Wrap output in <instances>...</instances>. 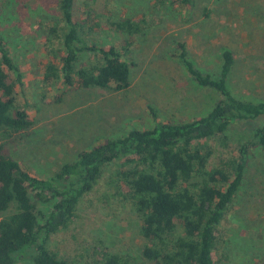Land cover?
<instances>
[{"label":"trees","instance_id":"obj_1","mask_svg":"<svg viewBox=\"0 0 264 264\" xmlns=\"http://www.w3.org/2000/svg\"><path fill=\"white\" fill-rule=\"evenodd\" d=\"M171 3L188 8L193 0ZM51 5L33 13L40 16L37 24L45 33L43 82L62 84L66 90L60 96L90 88L125 90L131 66L129 39L141 32L140 25L120 20L113 26L122 40L105 45L91 40L98 26L93 10L79 17L76 0H55ZM175 49L191 81L214 96L208 109L186 120L165 121L151 111V127L103 139L52 176L40 178L17 162L2 141L25 130L30 121L15 100L21 70L0 34V264H15L26 251L32 264H73L49 242L72 226L85 196L112 167V196L139 216L138 234L145 245L138 258L97 247L88 264L217 263L219 227L256 154L263 159L264 172V99L234 92L235 59L230 51L222 52L213 75L196 67L184 43L177 42ZM232 133L238 136L234 149ZM258 261L251 264H264V259Z\"/></svg>","mask_w":264,"mask_h":264},{"label":"rangeland","instance_id":"obj_2","mask_svg":"<svg viewBox=\"0 0 264 264\" xmlns=\"http://www.w3.org/2000/svg\"><path fill=\"white\" fill-rule=\"evenodd\" d=\"M52 1L0 0V34L22 74L15 100L30 121L25 130L2 141L11 156L37 177L52 176L103 139L151 127V111L165 121L186 120L208 109L214 96L201 91L176 60L177 42L185 44L196 67L213 75L222 52L230 51L235 59L234 92L264 99V0H193L188 8L171 0H76V16L94 11L98 26L93 42L110 45L122 40L113 26L122 19L138 23L141 32L129 39L131 66L125 90L90 88L62 96L66 90L62 84L43 82L47 48L37 24L40 16L35 15L40 7L51 8ZM237 141L232 133V149ZM112 171L113 167L108 169L85 196L72 226L49 242L73 264L91 263L97 247L140 257L145 245L138 234L141 220L112 196ZM263 188V159L256 154L230 214L219 227L216 264L264 259ZM29 252H22L15 264H32Z\"/></svg>","mask_w":264,"mask_h":264}]
</instances>
